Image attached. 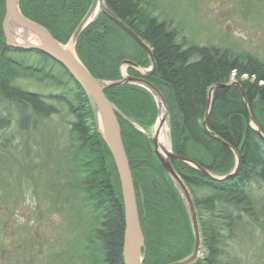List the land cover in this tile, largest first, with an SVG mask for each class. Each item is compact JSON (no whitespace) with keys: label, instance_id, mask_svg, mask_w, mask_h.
Returning a JSON list of instances; mask_svg holds the SVG:
<instances>
[{"label":"trees","instance_id":"1","mask_svg":"<svg viewBox=\"0 0 264 264\" xmlns=\"http://www.w3.org/2000/svg\"><path fill=\"white\" fill-rule=\"evenodd\" d=\"M90 3L18 0L26 18L44 26L63 44ZM105 3L151 48L155 69L146 79L164 97L172 151L217 177L231 173L238 159L235 175L224 180L211 179L188 163L170 159L191 194L200 227L203 254L193 264H231L224 253L226 235L245 218L257 223L258 208L252 192L254 187L264 185V139L252 125L264 135V63L247 53L189 44L184 37L178 42L179 30L171 22L149 15L141 0ZM4 7L5 1L0 0V105L14 108L21 130L36 129L40 120L56 114L51 101L66 106L73 117L64 148L65 167L71 176L65 184L58 176H51L49 187L53 193L48 188L44 193L53 201L54 209L60 211L67 203L56 199L64 195L70 198L72 208L79 205L84 213L90 229L76 256L86 264H123L120 184L86 96L64 67L47 55L29 51L58 64L59 76L9 56L27 51L6 45L2 32ZM74 49L87 70L105 81L121 78L120 66L125 60L144 68L151 63L147 52L103 12L83 29ZM127 73L140 76L131 67H127ZM22 78L54 83L63 91L58 95L30 92L16 84ZM232 78L240 84L244 98L236 85L215 88L205 129L202 122L210 87L229 83ZM69 84L73 87L68 88ZM105 96L122 114L117 119L144 236L142 264H169L183 259L191 253L194 242L186 208L144 135L132 124L144 129L152 126L157 113L155 101L149 91L134 84L106 89ZM10 118L4 119L5 123H10ZM3 127L0 124V129Z\"/></svg>","mask_w":264,"mask_h":264},{"label":"rangeland","instance_id":"2","mask_svg":"<svg viewBox=\"0 0 264 264\" xmlns=\"http://www.w3.org/2000/svg\"><path fill=\"white\" fill-rule=\"evenodd\" d=\"M141 1L149 15L171 22L179 30L178 42L184 37L189 44L247 53L264 63V0ZM9 56L61 74L58 64L38 53ZM121 69L125 73L127 67ZM16 84L42 95L63 91L46 81L22 78ZM51 102L57 113L28 130L19 128L11 105H0V124L4 126L0 129V264H86L76 256L90 229L84 213L79 205L72 208L70 198L64 195L56 199L67 203L56 210L44 193L45 188L53 193L51 176H58L62 183L71 176L65 167L64 148L73 117L65 105ZM9 116L10 123H5ZM252 195L258 208L257 223L245 218L226 235L224 253L231 264H264V185L254 187Z\"/></svg>","mask_w":264,"mask_h":264},{"label":"water","instance_id":"3","mask_svg":"<svg viewBox=\"0 0 264 264\" xmlns=\"http://www.w3.org/2000/svg\"><path fill=\"white\" fill-rule=\"evenodd\" d=\"M5 12L2 19V32L5 38V43L10 48L25 50V51H38L48 57H50L55 62L59 63L67 71V74L81 87L86 99L88 101L89 107L91 109L95 128L97 132L102 136L109 152L112 157L119 184L121 190V197L124 210V234H123V248L122 257L123 264H142L143 259V249H144V236L141 231L136 198L134 193V187L132 182V176L124 150V146L121 139L120 125L117 119V115H122L120 111L113 105L105 96V90L117 87L125 84L139 85L145 88L154 97L157 105V116L156 121L160 115V106H164L165 115L168 114V109L164 102V98L159 90L153 86L151 83L146 81L145 76H149L155 69V63L153 60L152 52L150 47L126 24H124L111 10L106 6L105 0H91L90 6L87 9L85 15L78 23L72 36L67 43L63 44L57 41L51 33L42 25L26 18L20 11L18 7V0H5ZM98 9V12L105 13L109 19L115 22L127 35H129L138 45L146 50L149 58L151 60V67L148 69H142L135 63L125 60L122 65H129L137 71L141 72L142 77L129 76L121 71L122 78L117 81H105L95 78L79 60L75 53V43L77 38L83 29L94 21L93 14ZM96 14V16H97ZM95 16V17H96ZM10 25H12L16 30L24 34H29L33 37V41H28L27 39L20 40L19 35L11 30ZM72 44V49L68 48V44ZM121 65V66H122ZM236 85L239 87L241 94L244 98V93L240 84L236 81H231L227 84H215L210 87L208 91V103L206 107L205 117L203 119L202 125L206 129V120L211 105V97L213 90L217 87H229ZM245 101V99H244ZM246 104V101H245ZM247 105V104H246ZM155 121V122H156ZM140 130V129H139ZM257 133L264 139V135L255 127ZM147 142L150 144V140L153 144L152 152L157 157L158 161L164 168L165 172L169 178L173 181L175 187L178 189L179 194L182 198L183 204L186 208L187 215L190 221L191 230L193 234V249L191 253L173 263L169 264H193L199 256L201 249V233L198 223V218L193 203V199L190 195L189 190L183 183L182 179L173 170L170 159L182 161L188 163L191 166L200 169L211 179L224 180L231 178L235 175L237 171L238 159L234 170L224 176L217 177L212 175L209 171L204 168L199 167L193 161L176 155L170 148L169 151L161 153L157 148V135L155 132L148 135L145 131L140 130ZM207 131V130H206ZM212 137H215L212 133H209Z\"/></svg>","mask_w":264,"mask_h":264},{"label":"bare ground","instance_id":"4","mask_svg":"<svg viewBox=\"0 0 264 264\" xmlns=\"http://www.w3.org/2000/svg\"><path fill=\"white\" fill-rule=\"evenodd\" d=\"M98 12V9L95 11L93 14V18H95L96 14ZM11 30L15 32L16 36H20V40L27 39L28 41H33L34 39L32 36L29 34H24L22 32H19L16 30L12 25H10ZM68 48L72 49V44H68ZM165 113V108L164 106H160V115L158 120L154 123V125L151 128L152 133L155 132L157 135V148L161 153H165L170 150V140H169V121L168 117L164 114Z\"/></svg>","mask_w":264,"mask_h":264}]
</instances>
